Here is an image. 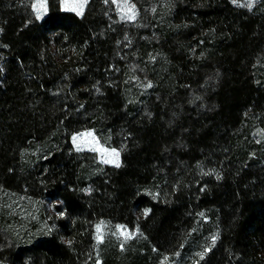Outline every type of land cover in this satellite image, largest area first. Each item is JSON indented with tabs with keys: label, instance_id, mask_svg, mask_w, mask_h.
<instances>
[{
	"label": "trees",
	"instance_id": "obj_1",
	"mask_svg": "<svg viewBox=\"0 0 264 264\" xmlns=\"http://www.w3.org/2000/svg\"><path fill=\"white\" fill-rule=\"evenodd\" d=\"M33 1L0 0V264H88L99 219L173 253L203 208L219 235L198 264H264V162L233 136L264 119V0H132V21ZM84 128L119 167L74 150Z\"/></svg>",
	"mask_w": 264,
	"mask_h": 264
},
{
	"label": "rangeland",
	"instance_id": "obj_2",
	"mask_svg": "<svg viewBox=\"0 0 264 264\" xmlns=\"http://www.w3.org/2000/svg\"><path fill=\"white\" fill-rule=\"evenodd\" d=\"M239 7L251 9L259 0H232ZM83 0H59L62 10H72V5L81 3ZM88 2V0H87ZM87 2L84 3L83 12ZM116 12L119 19L134 20L139 11L136 3L132 0H108ZM252 2V7L247 5ZM39 0H34L33 4H38ZM46 11L41 9V19L47 12V0H44ZM32 4V5H33ZM67 5V7H66ZM132 8L135 18L128 19V15H132L128 9ZM33 8V7H32ZM37 17L36 11L33 9ZM83 14V13H82ZM78 15V14H77ZM81 16V15H79ZM259 77H264V72H260ZM91 133V135H87ZM234 134V133H233ZM238 141L237 143H247L252 146L251 155L260 162H264V119L258 116H249L243 125L233 135ZM77 137L74 141L73 138ZM71 144L76 151L92 152L96 155V159L108 165L116 166L117 157L113 152L118 153V163L121 164V151L113 146L105 144L110 143L109 140L102 141L93 128H84L75 131L70 136ZM109 161V162H105ZM201 172L205 175H217L218 166L216 159H207L201 166ZM99 226L100 232H97ZM219 235V225L215 217L213 208H203L194 214V224L186 234L180 247L173 253L156 254V249L151 248L148 251V243L144 234L139 227L129 228L122 223H114L106 219H99L94 224L93 247L91 261L88 264H101L104 258L113 255L115 260L133 261L141 259L139 255L146 254L145 261L148 264H198L205 254L214 246ZM99 237V239H98ZM215 237V240L213 239Z\"/></svg>",
	"mask_w": 264,
	"mask_h": 264
},
{
	"label": "snow or ice",
	"instance_id": "obj_3",
	"mask_svg": "<svg viewBox=\"0 0 264 264\" xmlns=\"http://www.w3.org/2000/svg\"><path fill=\"white\" fill-rule=\"evenodd\" d=\"M86 2H87V0H83V2H81V3L73 4V5H72V10L77 11V14H78V15H82V13H83V8H84V3H86ZM234 2H235V0H234ZM252 2H254V0H252ZM252 2H250V3L247 5L249 8L252 7ZM32 7H33V9L36 11V13H37V19H39L40 16L42 15V12L40 11L41 9H43L44 11H46V5H45V3H44V0H39V3H38V4H33ZM66 7H67V5H66ZM128 11H129V12H132L133 14H132V15H128L127 18H128V19H134V18H135V15H134V11H133V9L130 7V8L128 9ZM87 135H91V133H88ZM76 139H77V137H74V138H73L74 141H75ZM113 155H115V156L117 157V160H116V161H112V162L116 163V166L119 167V163H118V156H119V154L113 152ZM105 162H109V161H105ZM145 215H147V212L145 213ZM97 232H98V233L100 232V228H99V226L97 227ZM98 239H99V237H98ZM213 239L215 240V237H214Z\"/></svg>",
	"mask_w": 264,
	"mask_h": 264
}]
</instances>
